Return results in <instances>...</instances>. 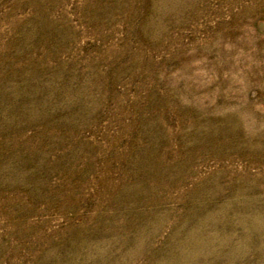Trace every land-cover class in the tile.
Wrapping results in <instances>:
<instances>
[{"label":"rangeland","instance_id":"obj_1","mask_svg":"<svg viewBox=\"0 0 264 264\" xmlns=\"http://www.w3.org/2000/svg\"><path fill=\"white\" fill-rule=\"evenodd\" d=\"M0 264H264V0H0Z\"/></svg>","mask_w":264,"mask_h":264}]
</instances>
